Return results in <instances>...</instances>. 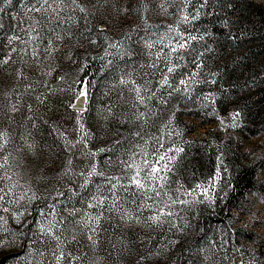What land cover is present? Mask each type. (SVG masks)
Wrapping results in <instances>:
<instances>
[{"label": "rangeland", "instance_id": "obj_1", "mask_svg": "<svg viewBox=\"0 0 264 264\" xmlns=\"http://www.w3.org/2000/svg\"><path fill=\"white\" fill-rule=\"evenodd\" d=\"M253 1L264 6V0ZM133 2L140 11L132 8L127 13L117 14L116 9L130 7ZM161 2L145 0L148 11L143 10L139 0H112L98 9L89 4L90 14L85 17L78 9L73 11L70 0L63 3L49 0L53 7L59 5L63 9L56 32L64 37L56 41L58 50L49 57L45 47L48 38L55 35L51 31L54 22H48L52 9L49 8L48 14L34 11L43 0H11V3L0 0V8H3L0 61L11 57L7 64L0 65V133L7 135L3 155L8 156L11 165L0 170V176L6 172L12 176L9 184L19 181L24 189L30 185L38 196L31 203L26 198L20 204L6 205L14 213L25 212V217L21 218L26 221L23 226L14 216L0 212L7 221L0 220V235L8 242L0 247V264H54L53 249L46 242L47 238L41 239L38 224L47 227L49 221L55 223L61 219L68 229L67 236L75 234L78 241L65 243L64 251H72L73 255L87 253L84 264H136L138 255L145 257L139 264H264V131L241 134L226 123L216 125L211 121L209 124L191 116L178 126L166 123L156 130L148 122L137 129L139 122L132 115L137 109L146 112L150 109L151 119L157 111H162L165 103L161 101H166L168 92H177L159 87L164 75L174 86L182 88L179 91L182 95L191 92L198 83L202 58L200 50L194 53L189 49L194 41L189 39L188 47L179 53H171L167 45L179 38L177 31L186 37L199 38L197 31L207 4L200 8L203 0H191L186 12L195 15L199 9L200 15L185 23L179 22V0H168L166 12L159 7ZM33 25L43 29L40 40L30 38V34L36 35L32 32ZM101 27L105 30L100 31ZM12 37L19 39L10 42ZM92 40L96 43H91ZM116 41H122V47H107L109 42ZM148 44H152V48H148ZM14 48L16 52L11 51ZM22 49H26L28 55H24ZM33 49L39 53L35 59ZM173 63L174 72L167 73ZM18 71L26 78H20ZM121 79L127 83L121 84ZM180 79L189 81L187 91L179 85ZM136 85L156 90L151 100L147 99L150 93H143L147 108L132 107L135 96L132 89ZM82 91H86L87 96L83 97V112H80V108L70 107V104H77ZM123 115H128L129 120H123ZM54 127L58 131L54 132ZM137 130L143 139L134 135ZM208 132L216 134V141L224 143L213 174L205 173L203 164L199 166L183 155L187 142L200 141ZM28 144H33L34 150H30ZM159 144L164 148H159ZM214 145L216 143H212ZM169 147L183 151L178 155L167 153L175 155V159L169 164L171 172L162 182L165 186L160 189L162 194L156 202L162 207L164 203L176 201L171 208L174 215L165 218L171 223L146 227L143 223L121 220L123 210L119 214L105 210L96 233L92 234L96 240L93 247L86 238L91 233L79 223L101 212L98 207H88L89 203L95 204L93 198L108 197L105 204L111 205V197L115 195L125 207L132 206L130 192L110 190L108 183V177L121 174L120 160L139 153L136 163L142 164L146 153L156 158ZM92 152L96 155L87 154ZM69 157L72 172L58 176L57 172L64 168ZM38 165L43 169L38 175L44 179L36 175ZM89 165H95L97 174L91 178L80 175L91 171ZM197 185L201 188L196 189ZM204 188L209 189L207 197L199 195ZM192 189H196V193L188 196ZM231 189L234 196L226 203L231 206L225 207L221 214L214 197L218 192L228 193ZM57 190L64 195L56 196ZM15 191L20 195L23 189L17 187ZM73 210L75 214L70 215ZM40 211L45 215L39 216ZM149 214L148 211L141 213L142 216ZM73 221L75 223H71Z\"/></svg>", "mask_w": 264, "mask_h": 264}, {"label": "trees", "instance_id": "obj_2", "mask_svg": "<svg viewBox=\"0 0 264 264\" xmlns=\"http://www.w3.org/2000/svg\"><path fill=\"white\" fill-rule=\"evenodd\" d=\"M201 19L197 36L203 39L189 46L191 52L200 50L202 58L198 83L191 92L169 95L162 111L148 122L157 130L166 123L171 127L183 124L191 116L216 125L223 120L232 127V115L239 112L237 126L232 128L247 135L264 131V6L253 0H208ZM215 135L208 132L200 141L187 142L183 153L188 161L203 164L209 174L214 173L224 144ZM233 196L234 189L215 195L221 214L230 208L226 203Z\"/></svg>", "mask_w": 264, "mask_h": 264}, {"label": "snow or ice", "instance_id": "obj_3", "mask_svg": "<svg viewBox=\"0 0 264 264\" xmlns=\"http://www.w3.org/2000/svg\"><path fill=\"white\" fill-rule=\"evenodd\" d=\"M6 3H11V0H5ZM64 0H60V3H63ZM168 2V0H162V2L159 4V7L163 9L165 12L168 10L165 7V4ZM208 0H203V2L200 4V8L205 7L207 4ZM71 5L73 6V11L76 9L79 10L80 13L84 14V16H88L89 13V7L88 5L91 4V7L94 9H98L99 7H103L104 5H108L112 3V0H70ZM179 3L181 4V16H180V21L179 22H190L191 20H195L199 17L200 11L199 9H196L195 15L189 14L186 12V8L188 5L191 4V0H179ZM139 4L142 6L144 11H148V4L145 3V0H139ZM44 5H48L47 8L44 7ZM49 8L52 9L51 14L49 13ZM132 8H135L136 11H140L141 8L136 6V3L133 2L130 7H124V8H118L116 9L117 14H124L132 10ZM3 11V8H0V12ZM34 11L37 12H44L45 14H48V22H54L55 27H51V31L55 34L54 38L49 37L48 38V43L45 47V52L49 57L53 56L54 53L58 50L56 41H61L63 40V35L60 33L56 32V29L60 27L61 23V12L63 11L62 8L57 5L56 7H53L51 4H49V0H43V4L40 5V7L35 8ZM40 21L37 20L36 24H39ZM225 24H227V21H225ZM51 26V24H50ZM43 30L42 28L38 29L35 25L32 26V32L36 33L35 36H31V39L35 40H40V31ZM100 31H104L105 29L101 27L99 29ZM178 39H175L174 42L170 43L167 45V47L170 49L171 53H179L181 50L186 49L188 47V40L195 41L197 40L196 36H190L186 37L183 33H179L177 31ZM19 37H12L10 38V42L14 40H18ZM199 39H203V37H199ZM91 43H96L95 40H92ZM108 48H113L117 49L119 47H122V41H116V42H109L107 45ZM148 48H152V44L147 45ZM12 52H16L17 49H12ZM24 55H28V51L26 49L20 50ZM38 51L36 49H33L32 57L35 59L38 56ZM106 55H110L107 51H105ZM159 58V57H158ZM11 57L9 56L8 58L0 61V65L7 64ZM199 67V65H197ZM175 63H173V66L167 68V73H173L175 70ZM17 75L20 78H26L23 75L22 71H18ZM194 75V73L189 75V80L191 79V76ZM83 83V82H81ZM121 84H126L127 81L124 79L120 80ZM135 84V82H132ZM179 85L183 86V90L187 91L189 87V81L185 79H180L179 80ZM31 87V85H29ZM159 87L160 88H167L171 89L172 91H181L182 88L178 86H174L172 83L169 82L168 76L164 75L162 80L159 82ZM135 93V96L133 98L134 102L132 107L136 108L137 105H141L145 108H147V104L145 103L146 97L143 95V93L148 92L150 95L147 96L148 100H151L156 93L155 89H149L146 86H139L136 85L132 89ZM171 91L168 92V95H171ZM87 92L82 91L79 93V97H86ZM78 97V99H79ZM207 98V97H206ZM162 103H166V101H161ZM70 107L76 108L75 104H70ZM13 111L16 110L15 105H13ZM78 111L83 112V109L80 108ZM151 110L148 109V112ZM148 112L146 111H139L137 109L136 112H134L133 118L135 121L139 122L137 124V129L147 125L148 120L150 119ZM111 114V113H110ZM240 113L236 112L233 113L232 115V120L233 124L232 127H236V119L239 117ZM105 120H107V117H104ZM221 123H224L222 120ZM53 131L56 132L58 129L55 127L53 128ZM81 131L83 132V125H81ZM60 135H63L60 133ZM134 135L137 138L143 139V136L141 135V132L139 130L135 131ZM88 136V133H84V137ZM84 137L81 138V140H84ZM157 141H159V137L156 138ZM81 141H77L79 143ZM71 143V142H70ZM116 143H120V141H116ZM8 144V138L6 133H0V160L3 162L0 163V170H5L8 167H11L8 161V156H4V150L6 148V145ZM72 147L75 145L72 144ZM86 146V145H85ZM27 147L30 150H34V145L33 144H28ZM159 148H164L163 144H159ZM105 149H99V151H104ZM156 149H154L155 151ZM182 148H167L165 149V152L163 155H159L156 158H152L151 154H145L143 158V163L138 164L136 163V157L139 155V153H134L131 156H129L126 159H121L120 164L122 165V172L120 175H114L108 177V183L110 186V190H123L124 192L128 193L130 192V204L132 205L131 207H125L123 203H121V200L118 196L113 195L111 197L112 199V204L107 205L105 204V200L108 199V197H105L103 199H97L93 198L96 202L95 204L89 203L88 207L93 208V207H98L101 209V212L98 213L95 217H88L87 219H82L79 221V223L83 226V228L88 229L89 233L87 235V240L92 243V246L94 247L96 244V240L94 239V236L92 234L96 233L97 228L99 227V222L100 219L102 218V213L103 211H115L118 214L121 213L120 219L124 220L126 222L128 221H135L137 223H143L146 227H152V226H157L159 227L160 225H163L165 223H171L170 220L165 219L166 217H171L174 215V213L171 211L172 205L176 203L175 200L172 201L171 204L169 203H164L163 206L161 207L159 204L156 202V198L161 196V191L160 189L164 187L165 185L162 183L163 181L166 180V175L168 172H171V168L169 167V164L175 159V155H178L180 152H182ZM168 152H173L175 155L173 156H168ZM88 155L95 156L96 153H87ZM9 155H11L9 153ZM72 158L69 157L67 159V163L64 166V168L60 171L57 172L58 176H65L69 175V173L72 172ZM38 173L36 174L39 179H44L42 175H38L39 172H42L43 169L38 165ZM91 168V171L88 172H81L80 175L86 176L87 178H91L92 176L97 174V169L95 165H89ZM100 175H103V173H100ZM218 175V173H217ZM12 181V176L5 174L3 176H0V212L3 213H8L10 216H14L15 219L18 222H21L22 226L26 221H21L22 217H25V212L21 211L18 213L12 212V210L6 206L9 203L12 204H20L22 201H25L27 198V202L31 203L34 202L38 196L35 191L32 190L31 186L27 189H24V186L20 184L19 181H15L11 184L8 182ZM87 182V180H86ZM84 185H81L83 187ZM17 187H20L23 189L22 193L20 195H17L15 189ZM201 186L197 185L196 189H200ZM196 189L190 190L187 195L188 196H193L194 193H196ZM29 192H31V195L29 196ZM64 193L60 191H56V196H63ZM199 195H202L204 197H207L209 195V189L204 188ZM151 202V203H149ZM180 203H187V201H180ZM144 211H148L150 214L147 216H142L141 213ZM39 216H44L45 213L43 211H40ZM75 210H73L70 215H74ZM0 220H3L4 223H7L5 218L3 216H0ZM75 223V221L71 222ZM175 226V225H173ZM38 229H39V235L41 239L47 238V243L48 245L53 249L52 255L54 257V264H62V262L67 261V264H74L75 261H80L81 264H84V256L87 255V253H83L81 255H73L72 251H64V245L65 243L72 242V241H77V236L73 234L71 237L67 236L68 229L64 227V221L61 219L58 222H53L49 221L48 226L45 227L43 224H38ZM31 231V229H29ZM74 231V230H73ZM15 242V241H11ZM54 242V243H53ZM5 243H8L4 240V237L0 235V247L5 246ZM145 257L143 255H138L136 257V264H139L141 260H143Z\"/></svg>", "mask_w": 264, "mask_h": 264}, {"label": "water", "instance_id": "obj_4", "mask_svg": "<svg viewBox=\"0 0 264 264\" xmlns=\"http://www.w3.org/2000/svg\"><path fill=\"white\" fill-rule=\"evenodd\" d=\"M83 102H84V98L83 97L79 98L76 107L81 108L83 106Z\"/></svg>", "mask_w": 264, "mask_h": 264}]
</instances>
